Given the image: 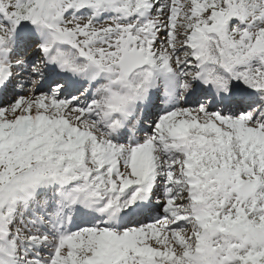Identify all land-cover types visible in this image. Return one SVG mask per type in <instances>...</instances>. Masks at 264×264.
<instances>
[{
	"label": "snow or ice",
	"instance_id": "obj_1",
	"mask_svg": "<svg viewBox=\"0 0 264 264\" xmlns=\"http://www.w3.org/2000/svg\"><path fill=\"white\" fill-rule=\"evenodd\" d=\"M0 264H264V0H0Z\"/></svg>",
	"mask_w": 264,
	"mask_h": 264
}]
</instances>
